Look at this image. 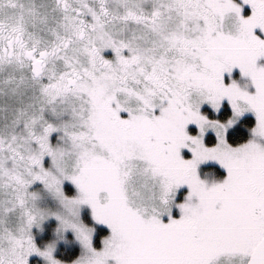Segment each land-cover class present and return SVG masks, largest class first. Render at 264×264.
I'll return each instance as SVG.
<instances>
[{
	"label": "snow or ice",
	"instance_id": "6c2138e0",
	"mask_svg": "<svg viewBox=\"0 0 264 264\" xmlns=\"http://www.w3.org/2000/svg\"><path fill=\"white\" fill-rule=\"evenodd\" d=\"M0 264H264V0H0Z\"/></svg>",
	"mask_w": 264,
	"mask_h": 264
}]
</instances>
